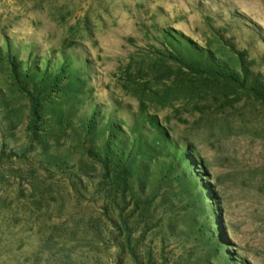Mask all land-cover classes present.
I'll list each match as a JSON object with an SVG mask.
<instances>
[{
  "label": "rangeland",
  "instance_id": "374dc122",
  "mask_svg": "<svg viewBox=\"0 0 264 264\" xmlns=\"http://www.w3.org/2000/svg\"><path fill=\"white\" fill-rule=\"evenodd\" d=\"M0 264H264V0H0Z\"/></svg>",
  "mask_w": 264,
  "mask_h": 264
}]
</instances>
